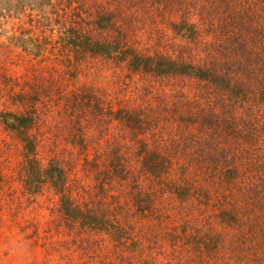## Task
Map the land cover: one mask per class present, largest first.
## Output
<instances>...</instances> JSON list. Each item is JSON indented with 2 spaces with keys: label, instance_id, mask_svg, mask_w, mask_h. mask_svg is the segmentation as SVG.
<instances>
[{
  "label": "rangeland",
  "instance_id": "1",
  "mask_svg": "<svg viewBox=\"0 0 264 264\" xmlns=\"http://www.w3.org/2000/svg\"><path fill=\"white\" fill-rule=\"evenodd\" d=\"M144 1L0 0V264H264V196L253 206L252 194L264 192V120L259 134L200 126L211 84L135 73L87 43L219 67L222 53L209 50L220 42L229 54L242 24L264 23V0H226L221 19L206 20L192 0ZM247 38L264 61V38ZM255 71L253 86L264 85V66ZM73 94L90 99L73 110ZM120 110H137L145 126L132 131ZM12 114L35 117L30 157L5 123ZM151 151L152 171L142 166ZM50 162L84 213L113 216L67 219Z\"/></svg>",
  "mask_w": 264,
  "mask_h": 264
},
{
  "label": "trees",
  "instance_id": "2",
  "mask_svg": "<svg viewBox=\"0 0 264 264\" xmlns=\"http://www.w3.org/2000/svg\"><path fill=\"white\" fill-rule=\"evenodd\" d=\"M151 1L155 5L159 3L157 7L161 6V0ZM163 1L168 3L171 0ZM195 2L200 3V13L205 18V20L206 17L215 19L217 16H220L221 19V15L224 12H221L222 9L218 7H227L228 5L226 0H192L191 4H194ZM185 3L187 2L185 1ZM184 9H187V5ZM261 19L264 22L263 14ZM97 22L100 25L105 24L103 18H99ZM242 28L244 29L241 30L239 34H232L230 36L231 46L227 48V50L230 51L229 54L223 52V45L220 42H218L219 45H215L214 49L209 50V52L216 51L222 53V60L221 64H219V67L216 66V63L212 66L208 65V63L196 65L185 60L182 62H177V60L164 56H159L155 59H152V62L150 63L151 58L144 60L139 58L138 54H134V56L126 58L127 56L133 55L134 50L127 49L129 47L126 49L122 48L118 41L111 42L108 40H96L90 45V40L88 39L87 43L89 44L90 51L94 55L109 57L114 56V58H119L123 61L128 60V64L135 73L139 71L152 72L159 77L188 76L198 80L199 82L211 84L213 87L212 90L209 91V101L212 98L213 102L209 103L212 109L201 118L200 126L203 125L204 127L205 125H209L211 128H213L214 126L221 127L223 124H226V126L229 127L228 129L234 130L235 128V130L240 131L241 128L243 130L246 128L249 132H253L251 129H255V132L259 134L258 130L256 129V123H261L264 120V113L262 111V106H264V85L259 84V86L257 85L254 87L252 80L253 75L256 72V67L258 64L260 67L261 64L264 66V61L258 58V52L254 47V43L250 44V41L247 37H249L253 42L254 39H257L258 42H262V38H264V23H262L256 29H249L245 24H242ZM191 30V28L187 27V23H183L177 29V31H184V35L191 37V41H193L195 38L193 33L194 30ZM102 37H106V35ZM261 49L264 52V45H261ZM215 59H217V57ZM144 61L146 63H144ZM141 63H144L143 66ZM88 99L90 98H80L77 94H73V96L67 101L71 102L68 107L76 110L80 104L83 103L85 105L88 102ZM246 103L248 106L244 108ZM241 109L244 110L243 113L240 112ZM116 118L119 120H124L127 124L132 122L135 123L134 126L131 127L132 131H138L141 129V127L145 126L144 121L142 120L144 117L141 116V113L138 114L137 110L131 112L120 110ZM5 123L10 129L15 131V133L21 137L27 153H30L28 157L34 155L35 147L29 131L34 126L35 117L31 114H12L10 119H5ZM258 134H250V139H252L254 135L257 136ZM153 153L156 154L154 151L149 152V154L147 152L144 154L142 160V166L150 171L154 170L156 165L153 163L157 158H151ZM169 162L171 163V160ZM235 171L237 172L240 170L237 168ZM231 172L232 171L230 170L229 173ZM45 175L46 178L53 184V186L58 189V192L63 191V196H61V207L63 210L61 212L67 217V219H70L73 222H88L90 224L98 223L102 225L113 216V214L110 216L111 212L109 211L108 213H101L95 209H92V212L95 211L93 212L95 214L94 216L92 213H84L81 205L73 203L72 199L69 196H66V183H64L65 170L54 165L53 162H50L48 168L46 169ZM252 194L255 196L253 197V206H255L257 202L263 198L264 192ZM149 205L145 208H149ZM259 208L261 209V207ZM230 212L233 216V212ZM220 213L221 215H226V213H229V211H223ZM106 219L108 220L106 221Z\"/></svg>",
  "mask_w": 264,
  "mask_h": 264
}]
</instances>
